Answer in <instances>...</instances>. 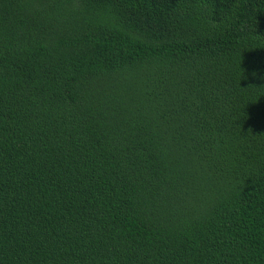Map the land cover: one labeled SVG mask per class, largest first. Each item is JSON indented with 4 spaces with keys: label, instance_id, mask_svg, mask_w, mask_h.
I'll list each match as a JSON object with an SVG mask.
<instances>
[{
    "label": "trees",
    "instance_id": "16d2710c",
    "mask_svg": "<svg viewBox=\"0 0 264 264\" xmlns=\"http://www.w3.org/2000/svg\"><path fill=\"white\" fill-rule=\"evenodd\" d=\"M0 264H264V0H0Z\"/></svg>",
    "mask_w": 264,
    "mask_h": 264
}]
</instances>
